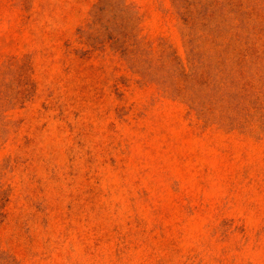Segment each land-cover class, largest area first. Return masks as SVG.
Instances as JSON below:
<instances>
[{"label": "rangeland", "instance_id": "1", "mask_svg": "<svg viewBox=\"0 0 264 264\" xmlns=\"http://www.w3.org/2000/svg\"><path fill=\"white\" fill-rule=\"evenodd\" d=\"M0 264H264V0H0Z\"/></svg>", "mask_w": 264, "mask_h": 264}]
</instances>
